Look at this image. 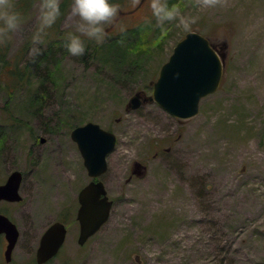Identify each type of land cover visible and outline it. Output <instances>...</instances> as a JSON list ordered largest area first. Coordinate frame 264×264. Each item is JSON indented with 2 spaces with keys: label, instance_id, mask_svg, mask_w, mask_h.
<instances>
[{
  "label": "rangeland",
  "instance_id": "374dc122",
  "mask_svg": "<svg viewBox=\"0 0 264 264\" xmlns=\"http://www.w3.org/2000/svg\"><path fill=\"white\" fill-rule=\"evenodd\" d=\"M169 3L197 17L190 31L223 58L221 84L194 117L177 119L148 100L161 65L190 32L178 20L158 26L150 0H120L108 31L146 28L95 57L71 56L63 46L80 23L69 1L57 37L43 46L49 74L38 67L19 88L0 83V183L22 173V202L0 203L19 231L16 264L28 263L22 247L32 244L35 255L56 221L67 235L48 264H264V0ZM39 4L12 34L8 57L27 53ZM123 50L122 59L115 51ZM135 95L146 101L132 110ZM87 122L116 137L100 177L113 206L79 246L77 195L90 179L70 133Z\"/></svg>",
  "mask_w": 264,
  "mask_h": 264
},
{
  "label": "water",
  "instance_id": "95a60500",
  "mask_svg": "<svg viewBox=\"0 0 264 264\" xmlns=\"http://www.w3.org/2000/svg\"><path fill=\"white\" fill-rule=\"evenodd\" d=\"M222 77V55L205 36L190 31L175 44L168 60L161 65L149 99L172 117L189 119L198 113L200 101L218 89ZM144 102L145 98L135 95L128 107L134 110ZM70 136L77 144L88 177L92 179L77 195V243L82 246L109 219L112 201L108 199L102 181L96 179L107 170L106 158L115 147L116 137L92 122L74 128ZM21 180L19 171L8 175L6 181L0 184V202L13 203L22 199L19 194ZM0 234H5L7 247L4 255L8 257L19 233L16 225L2 214ZM65 236V225L52 223L40 236L35 253L36 264H44L52 259L60 250Z\"/></svg>",
  "mask_w": 264,
  "mask_h": 264
},
{
  "label": "clouds",
  "instance_id": "9594fccd",
  "mask_svg": "<svg viewBox=\"0 0 264 264\" xmlns=\"http://www.w3.org/2000/svg\"><path fill=\"white\" fill-rule=\"evenodd\" d=\"M149 7L156 24L161 28L168 22L179 21L185 30H191L197 17L185 15L179 5L169 0H150ZM121 5L117 0H73L72 13L80 18L74 32L67 34L63 46L74 57H82L89 49V43L103 44L110 36L108 28L118 22ZM61 0H40L38 22L30 37L27 56L36 61L44 51L48 30L61 16ZM26 21L22 9L13 0H0V46L7 44L12 34L21 30ZM123 31V25H120Z\"/></svg>",
  "mask_w": 264,
  "mask_h": 264
},
{
  "label": "trees",
  "instance_id": "16d2710c",
  "mask_svg": "<svg viewBox=\"0 0 264 264\" xmlns=\"http://www.w3.org/2000/svg\"><path fill=\"white\" fill-rule=\"evenodd\" d=\"M69 1L71 0H61V13L62 14L60 17H58L56 23L48 30V35L46 37V40L47 39L52 40L54 37H57L58 27L61 23V20L63 19L64 11ZM13 2L16 4L18 8L22 9L24 14L26 15L27 11L31 9V7L36 2H40V0H13ZM117 2L120 3V0H117ZM143 28H146V26H144L143 24L137 25L136 27H133L131 30L125 29V31L118 34V36H113L110 32L109 38L103 44L96 45L94 42H90L88 50H91V54L95 57V54H98L103 49L110 51L113 47L116 46V44H120V45L123 44L124 43L123 40L126 39L127 32L128 34L130 33V35H132V33H139L141 30L144 31ZM8 45L9 44L7 43L3 46H0V83H3L5 87L9 89L11 88L16 89V88H19L25 85L26 81L29 80V78H27V75L28 77L31 75L30 71H32L33 68L38 69V67L40 68L44 67V69L47 71L49 70L48 64H53L49 60V62L45 63V66H43L44 61L45 60L47 61V57L49 56V54H45V53L41 54V56L38 57L36 61H32L31 59L24 60V58L26 57L25 52L27 48H23L19 50L12 57H8V49H9ZM212 47L220 54L217 47H214L213 45ZM118 48H119V45H118ZM108 53L109 52L105 54H107V56H110L108 55ZM120 53L124 54V50L123 52L115 51V54H118L123 59V56H121ZM111 57H113V55ZM115 61H118V60H115ZM48 77L50 76L48 75Z\"/></svg>",
  "mask_w": 264,
  "mask_h": 264
},
{
  "label": "flooded vegetation",
  "instance_id": "af4514ba",
  "mask_svg": "<svg viewBox=\"0 0 264 264\" xmlns=\"http://www.w3.org/2000/svg\"><path fill=\"white\" fill-rule=\"evenodd\" d=\"M70 138H71V136H70ZM71 141L76 145V148H77V144H76L72 139H71ZM77 150H78V148H77ZM78 152H79V150H78ZM79 154H80V152H79ZM80 157H81V154H80ZM82 161H83V160H82ZM136 167H137V168H140L141 166L138 167V165H134V168L131 170V172H133V173H137V172H136ZM107 168H108V164H107ZM106 172H107V170H106ZM106 172H105V173H106ZM105 173H104V174H105ZM104 174H102L101 176H103ZM101 176H100V177H101ZM100 177L97 178L96 181L100 180ZM89 179L92 180L91 178H89ZM90 180H89V181H90ZM100 181H101V180H100ZM3 183H4V182H3ZM102 183H103V182H102ZM0 184H2V183H0ZM103 184H104V183H103ZM105 189H106V188H105ZM19 194H20V193H19ZM106 194H107V191H106ZM107 196H108V195H107ZM108 199L111 200V199L109 198V196H108ZM111 201H112V206H113V200H111ZM21 202H22V199H21L20 201H18V202H15V203H10V202H7V201H1L0 203L18 204V203H21ZM0 214L6 216L11 222H13V220H11L10 217H9L7 214H5V213H3V212H1V211H0ZM13 223H14V222H13ZM14 224H15V223H14ZM15 225H16V224H15ZM6 246H7V241H6V238H5V234H0V252H2V253L0 254V264H16L15 261L13 260L12 253H13V251H16V249H17V247H18V240H17V242H16L14 248L12 249V251L10 252V254H9L8 257H6V256L4 255V252H5V250H6ZM21 252H23V254H26L27 261H28L27 264H36V262H35V255H34V248H33L32 244H28L26 248H23V247H22ZM49 262H50V261H48V262H46V263H44V264H48Z\"/></svg>",
  "mask_w": 264,
  "mask_h": 264
}]
</instances>
